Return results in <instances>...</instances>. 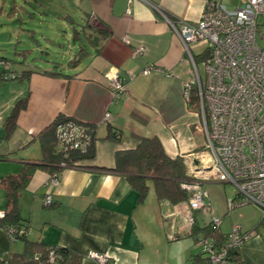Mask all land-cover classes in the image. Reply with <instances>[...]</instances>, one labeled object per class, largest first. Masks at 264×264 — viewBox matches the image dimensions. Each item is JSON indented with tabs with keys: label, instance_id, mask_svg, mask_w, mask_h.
<instances>
[{
	"label": "crops",
	"instance_id": "0c3cea01",
	"mask_svg": "<svg viewBox=\"0 0 264 264\" xmlns=\"http://www.w3.org/2000/svg\"><path fill=\"white\" fill-rule=\"evenodd\" d=\"M42 1L40 13L65 18L76 12L70 23L86 26L99 42L90 45L77 65L67 63L69 71L55 63L68 76L48 75L42 71L58 69L35 67L26 80L19 81L20 94L8 100L4 111L11 114L17 100L30 92L27 107L15 122L22 133L15 144L16 156L6 147L0 161L10 162L9 174H14L21 170L22 162L40 159L41 146L34 134L59 113L96 123L97 139L94 158L82 161L81 167L61 170L57 184L49 182L47 170L33 172L19 196L20 221L28 226L25 238L68 248L82 257L81 264H100L91 252L106 255L112 264H186L194 241L185 236L189 224L184 222V202L159 201L152 187L138 201L137 192L123 175L101 167H113L115 151L133 148L139 137L157 136L171 157H184L202 147L187 135L196 115L188 109L183 84L195 74L190 54L201 55L206 43L193 42L188 53L172 24L179 27L182 22H196L208 1H220L233 9L241 0H68L76 4L75 11L62 3L49 9L45 5L50 0ZM140 46L144 51L136 54L135 48ZM69 47L71 60L76 46L70 41ZM8 64L15 72L25 71L17 63ZM146 67L153 69L144 74ZM115 72L124 84L117 100L111 98L108 85V75ZM105 112L110 113L109 123L121 132L120 143L105 138ZM4 195L0 187V209ZM47 195L51 205L44 203ZM262 224L264 221H258L242 230H254L238 246L243 264H264ZM23 245L24 240H10L0 229V259L4 260L0 264H8L6 259L21 253Z\"/></svg>",
	"mask_w": 264,
	"mask_h": 264
},
{
	"label": "built area",
	"instance_id": "2783aa9c",
	"mask_svg": "<svg viewBox=\"0 0 264 264\" xmlns=\"http://www.w3.org/2000/svg\"><path fill=\"white\" fill-rule=\"evenodd\" d=\"M172 25L188 53L193 42L204 41L207 48L198 63L190 54L195 78L183 84L186 99L195 88L199 101L196 116L206 138L203 147L183 157L189 176L181 182L189 196L184 202L185 219L191 225L193 212L208 208V191L204 187L208 181L234 186L235 197L227 199L229 210L246 204L264 210V48L257 42L259 27L264 25V0H241V5L233 9L220 1H208L196 22ZM143 51V46L135 48L136 54ZM152 69L146 67L142 73ZM108 85L111 98L117 100L124 91L117 72L108 75ZM109 118L110 113L105 112L104 123ZM58 135L65 150H86L87 140L79 128L60 127ZM49 182L57 184L58 176L52 175ZM44 203L51 205L50 195ZM4 216L0 209V218ZM212 221L220 225L219 220ZM3 231L10 240L13 235L27 233L24 227H6ZM247 235L236 224L231 226L224 245L217 248L203 237L199 244L209 255L208 264H232L227 258L228 249L238 247ZM89 255L100 264H109L106 255Z\"/></svg>",
	"mask_w": 264,
	"mask_h": 264
},
{
	"label": "trees",
	"instance_id": "16d2710c",
	"mask_svg": "<svg viewBox=\"0 0 264 264\" xmlns=\"http://www.w3.org/2000/svg\"><path fill=\"white\" fill-rule=\"evenodd\" d=\"M32 1L39 2L38 6L41 7L42 0H25L29 6ZM23 7V6H21ZM32 7V6H31ZM24 8V7H23ZM17 10L16 5L12 2L10 11L7 16L12 17L13 12ZM26 10V9H25ZM39 12L38 9L32 7V12H27L28 16L33 17L34 11ZM68 23H70V16H64ZM15 22L22 23L21 18L15 19ZM71 36L70 40L72 45L76 46V53L74 57L68 61V64L75 66L86 56L87 50L90 45H96L99 38L92 36L93 34L86 31V26H81L76 22L70 23ZM89 27V26H88ZM29 32H34L29 29ZM32 37V35H31ZM30 52V49L25 48V57ZM207 53V49L194 57L196 61L202 59ZM7 60V59H6ZM21 62V61H19ZM9 63L1 61L0 64ZM17 63V62H15ZM59 63V62H56ZM6 64L0 70V85L4 81L21 82L26 80L33 72V69L26 68L25 71L15 72ZM58 65L53 66L56 69ZM48 75H64L62 69L58 71H42ZM29 91L25 97L19 98L14 105L11 114H9L4 122V128L7 133H11L17 122L20 111L25 110L28 104ZM186 99V98H185ZM188 107L192 106L194 113L198 111L199 102L195 93V88L191 89L190 96L186 99ZM108 128V133L105 138L114 142L120 143L121 132L115 129L109 122H105ZM79 128L84 132L87 140L86 150L81 149H67L61 145L59 139V128ZM34 138L40 142L42 157L33 161L22 162L21 170L14 174L0 175V187L5 192V203L2 208L5 216L0 218V229L5 230L6 227L20 228L24 227L28 231V226L21 222L19 214V196L27 186L33 172L36 169H44L50 175H57L65 168H78L81 167L82 161L91 160L95 155V142L97 139V124L93 122H85L78 120L74 116L65 115L63 113L57 114L54 119L37 134ZM101 170L112 171L117 174L123 175L131 189L137 192L138 201H143L147 192L152 187L157 199L159 201H168L172 204H179L186 202L189 198L188 193L181 187V182L187 179V169L184 158L181 155L175 157L169 156L157 136L139 137L138 143L129 149H118L114 154V166L111 168L101 167ZM235 197V195H233ZM199 210L194 211V221L189 225V233L185 236L193 238L194 249L191 251L186 264H208L209 255L202 251L199 244V238L203 237L211 241L216 247L224 245L228 241V234L230 232H223L220 225H216L212 220L197 224L195 215ZM256 228V227H255ZM250 230L245 234H250ZM25 235H13L11 240H24L23 251L21 253H13L6 259L8 264H81L82 257L70 251L68 248L58 245H48L39 241H31L25 238ZM227 258L232 264H243L240 257L238 247H230L227 252ZM0 259V262H3ZM112 264L108 259L107 263Z\"/></svg>",
	"mask_w": 264,
	"mask_h": 264
},
{
	"label": "rangeland",
	"instance_id": "374dc122",
	"mask_svg": "<svg viewBox=\"0 0 264 264\" xmlns=\"http://www.w3.org/2000/svg\"><path fill=\"white\" fill-rule=\"evenodd\" d=\"M12 2L16 5L17 10L13 12L12 17H9L7 16V12L10 11ZM44 2L41 1L43 4ZM31 3L32 7L38 10L41 8L38 6L39 2L32 1ZM54 3H62L65 9L71 8L70 11H75L74 6L76 4L68 0H55V2L54 0H50L47 1L45 7L53 9ZM31 6L26 4L25 0H0V62L11 61L13 65L16 64L14 62H17L21 68H25L26 66V68L33 70L35 67L38 69H53L55 63L60 62L64 65V71H66L67 63L70 57H72L69 55L71 53L69 50V40L72 32L70 26L68 25L67 27L65 25L68 24L66 23L67 19L61 17L60 14L54 15L51 14L52 12L40 13L35 10H33L34 16L30 17L27 12H32ZM65 13L62 12L63 15ZM69 15L73 18L77 16L76 12H69ZM18 17L23 20L22 23L15 22V19ZM260 20L261 18L258 19V21ZM29 29H33L34 32L30 33ZM260 31L261 35L258 37V44L261 48H264V25L260 26ZM25 48L30 49L26 57ZM21 63L23 65H20ZM6 64L8 63H4V65ZM198 67L201 77L204 78L200 65ZM70 71L72 70L70 69ZM194 78L195 74H192L191 80ZM21 86L20 82L8 80L4 81L0 87V153H3L6 147H8L7 152H10L12 156H16L17 154L14 153L17 151L15 144L18 142L22 130L17 126L14 127L11 134L5 131L3 125L8 113L4 110H6L8 100L13 98L14 95L18 96L20 94ZM188 109L192 111L194 108L190 106ZM193 120L194 124H192L187 135L192 136L196 144L203 147L206 138L200 129V122L197 116ZM18 124H21V121H18ZM10 165L12 164L8 161H0V175L3 173L9 174L11 170L9 168ZM204 187L208 191V208L205 209L203 207L196 214V219L200 225L212 219L219 220L221 230L229 232L232 225L239 224L242 231L252 228L258 221H264V210L256 205L246 204L236 206L232 210L228 209L227 199L234 195V186L231 183L208 181L204 183ZM184 222H187L186 219ZM261 228L264 230V224L261 225Z\"/></svg>",
	"mask_w": 264,
	"mask_h": 264
},
{
	"label": "clouds",
	"instance_id": "9594fccd",
	"mask_svg": "<svg viewBox=\"0 0 264 264\" xmlns=\"http://www.w3.org/2000/svg\"><path fill=\"white\" fill-rule=\"evenodd\" d=\"M206 49H207V48H206ZM191 56H192V54H191ZM192 57H193V56H192ZM193 59L195 60V58H194V57H193ZM195 62H197V63H198V62H199V60H198V61H196V60H195ZM199 73H200V72H199ZM189 81H190V80H189ZM196 113H197V111L195 112V115H196Z\"/></svg>",
	"mask_w": 264,
	"mask_h": 264
}]
</instances>
